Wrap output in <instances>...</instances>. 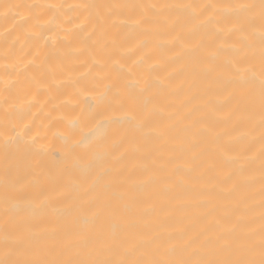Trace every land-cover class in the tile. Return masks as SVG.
<instances>
[{"label": "bare ground", "instance_id": "bare-ground-1", "mask_svg": "<svg viewBox=\"0 0 264 264\" xmlns=\"http://www.w3.org/2000/svg\"><path fill=\"white\" fill-rule=\"evenodd\" d=\"M0 264H264V0H0Z\"/></svg>", "mask_w": 264, "mask_h": 264}]
</instances>
